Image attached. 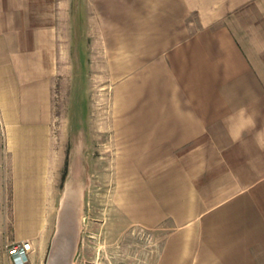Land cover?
I'll return each mask as SVG.
<instances>
[{
    "label": "crops",
    "instance_id": "1",
    "mask_svg": "<svg viewBox=\"0 0 264 264\" xmlns=\"http://www.w3.org/2000/svg\"><path fill=\"white\" fill-rule=\"evenodd\" d=\"M77 22L101 39L90 54L123 56L118 68L133 72L116 134L132 135L155 168L138 196L148 203L137 236L148 238L123 240L101 264H264V0H0V185L15 230L38 229L23 215L38 211L37 143L57 120L62 66L72 65L62 39ZM58 144L44 149L60 157ZM13 239L1 264H14L7 246L20 241L32 243L27 264H51L38 239Z\"/></svg>",
    "mask_w": 264,
    "mask_h": 264
},
{
    "label": "rangeland",
    "instance_id": "2",
    "mask_svg": "<svg viewBox=\"0 0 264 264\" xmlns=\"http://www.w3.org/2000/svg\"><path fill=\"white\" fill-rule=\"evenodd\" d=\"M88 26L82 22L71 24V39H62L71 47L72 65L68 67L69 59L63 63L59 93L54 97L57 120L51 124L44 143H37L38 155L44 153L40 162L44 173L36 184L38 211L36 215L32 211L23 215L27 222L28 217L34 220L37 230H15L9 185L7 189L0 185V259L6 250L1 247L3 243L27 236L48 247L49 260L55 242L61 239V254L70 255L73 243L76 245L77 264L114 263L116 256L111 251H116L123 240L129 245L134 236L148 238L137 236L145 234L138 232V209L148 203L147 198L138 196L149 190L155 168L143 165V154L132 135L116 134L117 96L126 93L123 88L132 80L133 72L118 68L116 61L123 56L90 54L93 43L100 46L101 39L97 34L93 37ZM102 62L108 70L102 69ZM106 121L107 142L100 134ZM52 142L59 143L60 157H56L58 150L44 149ZM101 155L108 161L100 160ZM68 184L72 198L67 194ZM28 200L32 203L33 197Z\"/></svg>",
    "mask_w": 264,
    "mask_h": 264
},
{
    "label": "built area",
    "instance_id": "3",
    "mask_svg": "<svg viewBox=\"0 0 264 264\" xmlns=\"http://www.w3.org/2000/svg\"><path fill=\"white\" fill-rule=\"evenodd\" d=\"M33 250L30 241L14 242L7 246V252L14 264H27Z\"/></svg>",
    "mask_w": 264,
    "mask_h": 264
},
{
    "label": "water",
    "instance_id": "4",
    "mask_svg": "<svg viewBox=\"0 0 264 264\" xmlns=\"http://www.w3.org/2000/svg\"><path fill=\"white\" fill-rule=\"evenodd\" d=\"M63 253L62 251H57V252H53L52 253V256L50 258V261H51V264H59V261L60 259H62V263L61 264H68V256L66 254V252L64 254H61ZM1 264V262H0Z\"/></svg>",
    "mask_w": 264,
    "mask_h": 264
},
{
    "label": "bare ground",
    "instance_id": "5",
    "mask_svg": "<svg viewBox=\"0 0 264 264\" xmlns=\"http://www.w3.org/2000/svg\"><path fill=\"white\" fill-rule=\"evenodd\" d=\"M70 185L68 184V189H67V194H68V197H70V198H72L73 196H72V193L69 191V189H70V187H69ZM61 239H58L56 242H55V252H57V251H59V248H60V246L62 245V243H61V241H60Z\"/></svg>",
    "mask_w": 264,
    "mask_h": 264
}]
</instances>
